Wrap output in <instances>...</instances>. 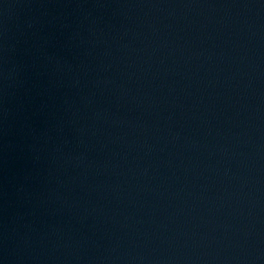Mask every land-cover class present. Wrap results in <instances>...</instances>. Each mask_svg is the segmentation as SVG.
<instances>
[{
	"label": "water",
	"instance_id": "95a60500",
	"mask_svg": "<svg viewBox=\"0 0 264 264\" xmlns=\"http://www.w3.org/2000/svg\"><path fill=\"white\" fill-rule=\"evenodd\" d=\"M107 0H0V264H30Z\"/></svg>",
	"mask_w": 264,
	"mask_h": 264
}]
</instances>
